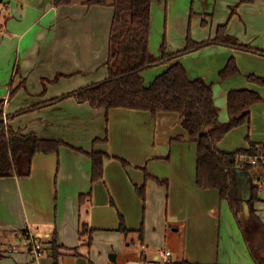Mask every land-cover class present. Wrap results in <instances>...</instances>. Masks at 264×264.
Segmentation results:
<instances>
[{"label":"crops","instance_id":"crops-1","mask_svg":"<svg viewBox=\"0 0 264 264\" xmlns=\"http://www.w3.org/2000/svg\"><path fill=\"white\" fill-rule=\"evenodd\" d=\"M86 1L73 0L69 5L57 6L54 0H0V109L11 117L7 124L24 134L36 133L43 139L65 141L88 153L94 149L105 151L111 157L105 160L103 180L96 183L91 180L90 157L67 146H62L59 153L37 154L28 177L0 178V236L5 253L18 248L20 252L11 255L20 257L16 264H29L31 258L22 243V233L27 230L42 239L45 249L53 237L66 248V256L71 249L78 248L81 256L77 258L89 264L90 258L80 253V246L88 239L80 237L82 226L93 230L92 244L94 229L120 232L117 212L108 222L105 214L97 215L95 211L119 207L129 219L130 230L144 228L140 259L125 264H158V253L149 258L145 243L155 241L154 238L167 243L171 231L183 237L177 260H173L172 254L173 262L237 264V255L232 253L228 260H223L216 249L213 260L214 251L211 254L207 247L203 262L186 259V244L199 242L194 237L192 240L191 231L200 235L198 231L205 228L206 222L213 225L211 245L216 240L215 228H220L222 222L231 223L233 213L217 189L197 187V144L188 136L178 114L153 115L121 108L106 111L74 98L50 103L108 76L106 61L114 9L89 6ZM158 11L167 16L161 34L167 36L170 53L186 48L189 32L195 42L201 43L213 38L223 25L227 26V34L239 43L264 50V0H155L151 34ZM159 56L160 50L155 57ZM207 56L212 58L208 60L207 74L195 72L197 61ZM229 57L236 58L242 75L225 82L219 91L225 101L220 104L214 91L220 120L221 111H228L227 99L232 90H254L262 96V103L251 108L250 124L234 129L218 144L220 150L228 153L248 149L251 143H264V127L256 123L257 118L264 117V86L252 84L246 78L249 74L264 77V56L212 45L179 60L191 79L201 77L212 83L208 79L216 75ZM167 67L153 69L157 70L155 77ZM144 77L146 85L155 79L147 82L146 73ZM34 106L38 108L29 110ZM20 111L25 112L18 114ZM226 121L229 120L224 118L222 122ZM240 130L250 132V140L238 148L227 149L225 140ZM106 135L107 143H93L95 138ZM180 136L182 139H178ZM114 157L125 159L129 165L125 167ZM146 173L153 179L146 182ZM157 180L168 184L162 185ZM145 183L144 202L136 186ZM88 193L92 198L81 205L80 196ZM261 194L262 198L264 193ZM130 207L135 212L132 221L127 214L132 213ZM256 210L264 222V197L256 204ZM134 237H139L138 233ZM173 238L176 239L175 235ZM110 263L119 264V256L116 254V262Z\"/></svg>","mask_w":264,"mask_h":264},{"label":"trees","instance_id":"trees-1","mask_svg":"<svg viewBox=\"0 0 264 264\" xmlns=\"http://www.w3.org/2000/svg\"><path fill=\"white\" fill-rule=\"evenodd\" d=\"M57 6H65L73 0H54ZM155 0H87L89 6H109L114 9V17L109 39V55L106 61L107 78L99 83L88 85L53 99L50 103H57L66 98H74L79 103H89L95 109L109 111L121 108L135 111L158 113H176L188 136L197 144L196 185L201 189H217L220 197L226 200L237 221L243 239L248 247L255 264H264V222L257 214L256 204L262 200L261 191L257 184L264 179V164L257 166H237L236 155L239 153L263 154L264 143H251L248 149H239L235 152H224L218 144L234 129L250 124L251 108L262 101L260 93L247 89L232 90L228 94L227 108L229 121L221 122L220 109L214 100V85L203 78L191 79L186 67L179 61L180 58L197 52L208 46L217 45L235 50L260 54L264 50L239 43L234 37L227 34V26L217 29L215 36L205 42H195L191 33L187 36L186 48L174 53L168 52L166 40L160 46V56L150 51L149 41L152 29V5ZM158 66H168L159 74L150 85L145 84L144 74ZM242 75L234 57L230 58L221 72L223 80H229ZM60 76L56 79H58ZM252 84L264 86V77L255 74L246 76ZM49 104V103H48ZM42 104H40L41 106ZM40 107L39 105H37ZM32 107L29 110L38 108ZM25 111H20L22 114ZM11 117L6 116L9 121ZM182 139V137H178ZM249 141V136H247ZM108 136L95 138L94 144L107 143ZM62 146H67L82 153H86L92 163V183L104 178L105 160L111 158L101 150H92L90 153L76 148L70 143L56 139H43L36 133L24 134L14 130L4 120V113L0 109V178L28 177L32 173V164L37 154L59 153ZM120 160L125 167L129 165L123 158ZM243 169L252 180L251 198L247 202L249 218L242 219L240 211L241 201L238 195L235 170ZM147 180L153 179L146 173ZM162 185L167 182L157 180ZM146 183L136 186V192L142 201H146ZM91 199V193L80 196V204ZM119 230L126 237L138 233L143 238L144 228L138 231L130 230L121 215ZM92 229L83 225L80 237L87 238L88 246L92 244ZM28 233L25 230L22 234ZM84 242V245L87 244ZM48 249L53 264H59V259L66 256L64 248L59 245L55 237L48 243ZM3 243L0 236V261L4 258ZM73 256H81L78 248L71 249ZM144 257V256H142ZM89 264H93L91 261ZM168 264H197L188 261H170Z\"/></svg>","mask_w":264,"mask_h":264},{"label":"rangeland","instance_id":"rangeland-1","mask_svg":"<svg viewBox=\"0 0 264 264\" xmlns=\"http://www.w3.org/2000/svg\"><path fill=\"white\" fill-rule=\"evenodd\" d=\"M155 26H154V32L151 34L150 37V51L154 55L159 54L160 50V45L163 41V38L165 39L164 36L161 33L163 32V29L165 27L166 21H167V16L166 13H162L161 11H158L155 13ZM160 41L158 42L157 40ZM167 36H166V44H167ZM168 47V44H167ZM232 57H229L220 69H218L217 73L215 76L210 79H208L212 84L214 85V91L217 96V102L220 104L222 101H225V99H222V96L219 95V91H221L224 86L225 82L228 80H223L221 77V72L227 65L229 59ZM235 58V57H234ZM212 59L209 58V56L204 57L200 60L197 61V70L195 72H200L207 74L208 69H209V64L208 60ZM236 60V58H235ZM237 63V60H236ZM221 64V63H220ZM218 64V65H220ZM160 67V66H158ZM158 67H154L153 69H156ZM148 70L146 72V79L147 82H150L148 80H151L150 78H154L157 70ZM201 78V77H200ZM230 80V79H229ZM262 103V101H260ZM264 102V101H263ZM226 115V117L224 116ZM228 119L229 120V113L227 110L224 112L221 111V120L223 119ZM221 121V122H222ZM228 122V121H226ZM225 123V122H224ZM256 123L262 127H264V117H259L256 120ZM242 127V126H241ZM241 127L237 128L240 129ZM236 129V130H237ZM243 131V132H242ZM247 132V130H245ZM237 134H234L233 136H230L225 140V146L228 147L227 149L232 150L234 148H238L242 143L247 142V136H249L250 132L244 133V130H240L239 132H236ZM245 134V135H244ZM245 180H240L241 184V194L242 197L247 195L246 189L244 187L245 185ZM263 195V194H261ZM264 196H262L263 198ZM92 198V197H91ZM131 208L132 213H127L132 221L134 218L135 212ZM245 209H246V202H242V209L240 211V216L242 219H245ZM96 214H105V217L108 222H111V216L114 214V212H117V217L119 219V222L121 221V215L124 218V222L126 226L128 227L129 224V219L128 217L119 209V207H109V208H103L102 210L96 209ZM264 213V211H262ZM90 213V212H89ZM262 216V213H261ZM213 225L209 224L208 222L205 223V228H202L199 230L200 235H195L197 232L191 231V238L193 240V237L195 241H199L196 244L193 243L192 241H189L188 244H186V247L188 246V256H186L187 260H191L194 262H203L204 261V249L207 247V249L210 251L212 254L213 251V260H214V255H215V249L216 253H220L223 257V260L229 258L232 256V253L238 256L237 259V264H248V262H253V259L251 257L250 251L248 247L246 246V243L243 239V235L241 232V229L235 220L234 216L232 215L231 223L226 221L225 223L222 222L220 228L216 229L215 228V234L213 235L215 237V243L210 242V236H212V229ZM129 228V227H128ZM137 233H132L128 237H126L122 232H116V231H101V230H95L94 229V239H93V244L92 247L90 248L88 246V243L85 241L84 246H80L81 250L80 253L83 255L87 256L90 258V261L93 264H111L110 263V255L111 254H117L119 256V264H125L127 261H137L140 259L141 252L143 251L142 249V242L140 241L139 237H134L136 236ZM175 235L176 239L173 238ZM195 235V236H194ZM220 235V238H219ZM182 235L170 232L169 239L167 243L165 242L164 239L160 238H154L155 241H150V243H145L146 246L149 248L146 249V252L149 256V258H152L154 254L158 253L160 249L166 250L169 249L172 251L173 254V260H177L176 254L180 252L181 248L183 247V237ZM24 237V235H23ZM22 237V238H23ZM71 237V236H70ZM181 237V239H180ZM72 238V237H71ZM45 237H43V241L45 242ZM42 240V239H41ZM75 240H78L77 238ZM185 246V244H184ZM4 249V248H3ZM25 252V250H23ZM7 253V254H6ZM5 253L4 251V257H7L6 259H3L0 261V264H16V262H19V256H11L8 251ZM9 255V256H6ZM78 256H73V255H68V256H63L61 259H59V264H88L87 260L85 259H79L77 258ZM80 257V256H79ZM219 257V255H218ZM52 264L53 259L50 257V253L46 254L45 258L42 259V261L39 262V264ZM214 262V261H212ZM211 262V263H212ZM255 264V263H254Z\"/></svg>","mask_w":264,"mask_h":264},{"label":"built area","instance_id":"built-area-1","mask_svg":"<svg viewBox=\"0 0 264 264\" xmlns=\"http://www.w3.org/2000/svg\"><path fill=\"white\" fill-rule=\"evenodd\" d=\"M6 116L4 114V120H6ZM237 158V166L238 167H244L247 165L251 166H257L260 164H264V153L263 154H247V153H239L236 155ZM259 189L261 193H264V179L260 180L257 182ZM23 245L26 249V252L30 256L31 260L29 264H39V261L41 258H43L46 255L45 251V246L44 243L41 241V239L32 232H28L24 237H23ZM20 250L18 248H10L8 250V253L10 255L19 253ZM158 260L156 263L158 264H168L171 260L172 253L170 251L166 250H160L158 252Z\"/></svg>","mask_w":264,"mask_h":264},{"label":"water","instance_id":"water-1","mask_svg":"<svg viewBox=\"0 0 264 264\" xmlns=\"http://www.w3.org/2000/svg\"><path fill=\"white\" fill-rule=\"evenodd\" d=\"M235 177L237 179V189H238V195H239V199L241 201V205H242V202L245 201L246 202V209H245V218L246 220L249 218V210H248V207H247V202L250 200L251 198V189H252V180H251V177L248 173H246L243 169L241 168H237L235 170ZM240 180H245V189H246V192H247V195L246 196H243L242 197V192H241V184H240ZM110 260L112 262H116V254H111L110 255Z\"/></svg>","mask_w":264,"mask_h":264}]
</instances>
